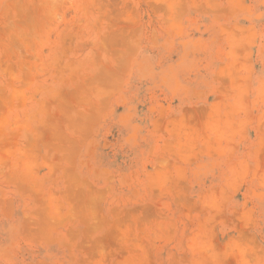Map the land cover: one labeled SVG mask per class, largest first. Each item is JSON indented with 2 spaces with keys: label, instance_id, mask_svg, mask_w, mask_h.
Segmentation results:
<instances>
[{
  "label": "rangeland",
  "instance_id": "374dc122",
  "mask_svg": "<svg viewBox=\"0 0 264 264\" xmlns=\"http://www.w3.org/2000/svg\"><path fill=\"white\" fill-rule=\"evenodd\" d=\"M0 264H264V0H0Z\"/></svg>",
  "mask_w": 264,
  "mask_h": 264
}]
</instances>
